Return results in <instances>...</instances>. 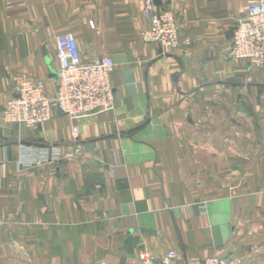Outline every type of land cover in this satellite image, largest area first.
Segmentation results:
<instances>
[{"label":"crops","instance_id":"1","mask_svg":"<svg viewBox=\"0 0 264 264\" xmlns=\"http://www.w3.org/2000/svg\"><path fill=\"white\" fill-rule=\"evenodd\" d=\"M143 1L0 0V264H264V69L226 54L259 0L156 1L177 49L143 39ZM65 31L111 57L114 108L7 123L19 78L55 94Z\"/></svg>","mask_w":264,"mask_h":264},{"label":"built area","instance_id":"2","mask_svg":"<svg viewBox=\"0 0 264 264\" xmlns=\"http://www.w3.org/2000/svg\"><path fill=\"white\" fill-rule=\"evenodd\" d=\"M155 2L143 1V17L147 27L142 31V37L162 48L177 49L180 41L172 11L162 9L155 13ZM54 40L58 61L55 94L50 96L41 80L19 78L2 109L7 123L37 129L40 123L53 116L54 111L71 119H79L114 108L115 98L110 81L113 70L111 57L104 55L89 62L83 61L77 38L70 31L55 34ZM226 54L230 59L247 60L253 66L264 69V0L251 3L245 16L238 19ZM72 135L77 138L76 127L72 128ZM43 155L58 160L62 153L57 147L50 146ZM175 258L176 253L171 250L158 260L151 258L144 250L138 251L139 264H173ZM194 264L248 263L213 255Z\"/></svg>","mask_w":264,"mask_h":264},{"label":"water","instance_id":"3","mask_svg":"<svg viewBox=\"0 0 264 264\" xmlns=\"http://www.w3.org/2000/svg\"><path fill=\"white\" fill-rule=\"evenodd\" d=\"M156 1H158V0H156ZM55 76H57V73L55 72V73H53Z\"/></svg>","mask_w":264,"mask_h":264}]
</instances>
